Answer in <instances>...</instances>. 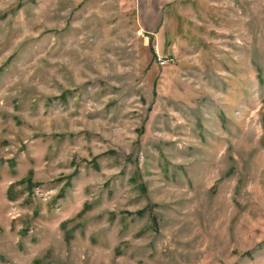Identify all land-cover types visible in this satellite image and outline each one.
<instances>
[{"label": "rangeland", "instance_id": "374dc122", "mask_svg": "<svg viewBox=\"0 0 264 264\" xmlns=\"http://www.w3.org/2000/svg\"><path fill=\"white\" fill-rule=\"evenodd\" d=\"M138 6L0 0V264H264V0Z\"/></svg>", "mask_w": 264, "mask_h": 264}, {"label": "crops", "instance_id": "0c3cea01", "mask_svg": "<svg viewBox=\"0 0 264 264\" xmlns=\"http://www.w3.org/2000/svg\"><path fill=\"white\" fill-rule=\"evenodd\" d=\"M174 0H137L138 10H146V3H152V4H159V6L152 7V9L156 10L162 9V5L171 3Z\"/></svg>", "mask_w": 264, "mask_h": 264}, {"label": "built area", "instance_id": "2783aa9c", "mask_svg": "<svg viewBox=\"0 0 264 264\" xmlns=\"http://www.w3.org/2000/svg\"><path fill=\"white\" fill-rule=\"evenodd\" d=\"M172 58H169V59H167L166 61L165 60H162V58H158V60H159V63L160 64H164L165 62H167V61H170Z\"/></svg>", "mask_w": 264, "mask_h": 264}, {"label": "trees", "instance_id": "16d2710c", "mask_svg": "<svg viewBox=\"0 0 264 264\" xmlns=\"http://www.w3.org/2000/svg\"><path fill=\"white\" fill-rule=\"evenodd\" d=\"M143 212H144V210H141L139 213L142 214ZM153 221H154V223H155V220H153ZM246 253H247V254H250V251H247ZM35 264H39V263L36 262Z\"/></svg>", "mask_w": 264, "mask_h": 264}]
</instances>
